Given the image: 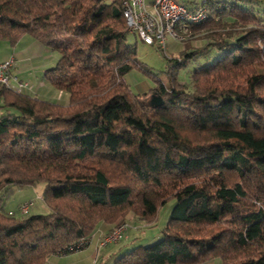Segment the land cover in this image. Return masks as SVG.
<instances>
[{
    "label": "trees",
    "instance_id": "trees-1",
    "mask_svg": "<svg viewBox=\"0 0 264 264\" xmlns=\"http://www.w3.org/2000/svg\"><path fill=\"white\" fill-rule=\"evenodd\" d=\"M124 1L0 0V41L29 36L56 52L48 80L67 94L64 104L0 88V191L41 182L49 210L6 213L0 197V264L78 253L89 240L69 245L102 223L128 226V238L129 216L151 225L172 198L161 238L121 249L114 264H264L259 0H202L206 19L186 41L202 33L204 47L168 59V83L140 97L124 82L142 70L126 44ZM147 96L157 104L139 101Z\"/></svg>",
    "mask_w": 264,
    "mask_h": 264
},
{
    "label": "rangeland",
    "instance_id": "rangeland-1",
    "mask_svg": "<svg viewBox=\"0 0 264 264\" xmlns=\"http://www.w3.org/2000/svg\"><path fill=\"white\" fill-rule=\"evenodd\" d=\"M254 10L256 15L264 16V0H259L255 5ZM165 37V48L162 49L157 45H144L137 37V35L127 33L126 44L135 47V58L142 68V70H140L139 68L133 69L124 77V82L133 97H140L144 94H148L150 91L157 88L159 83H168L167 71L170 67L167 62L168 59L182 58L184 52L201 50V48L204 47L205 43V37L202 33L190 36L189 40L184 42H176L168 38L167 35ZM50 52L53 54L54 60L56 62L58 59V54L52 50H50ZM192 69V65L188 63L185 68L178 71L176 80L179 83H188V75L190 74ZM237 82L241 84L242 80H238ZM149 97L150 96H147L146 98L142 100L140 99L139 101L144 105H146V103L157 104L155 100L151 101ZM2 111L3 110L0 109V115L4 113ZM43 189L44 184L41 182L26 187H17L14 185H8L4 187L0 191V197L2 199V207L4 212H12L14 214H17L18 207L21 204L26 202H33L34 207L30 209V216L48 214L49 210L42 201ZM174 204L175 199L172 198L168 200L164 205H162L158 209L154 223L151 225H146L142 222L137 221V219L133 218L132 216H129L125 220V222L134 228L129 229L125 233L128 238H122L114 244H117L116 246L118 247L120 246L122 250H130L139 245H147L149 243L158 241L161 238V231L165 227L169 219L170 212ZM108 225H113V228L108 234L101 238L100 245L103 240H105V238L109 236V234H111L116 230L117 227L120 226L119 221ZM98 228L99 225L96 227V229ZM95 231L96 230H94L91 235ZM114 261L115 260H112V262H107L106 264H114ZM100 262H102V260H100L99 263ZM209 262L212 261H208L207 264H211ZM214 263L220 264L219 260H215Z\"/></svg>",
    "mask_w": 264,
    "mask_h": 264
},
{
    "label": "built area",
    "instance_id": "built-area-1",
    "mask_svg": "<svg viewBox=\"0 0 264 264\" xmlns=\"http://www.w3.org/2000/svg\"><path fill=\"white\" fill-rule=\"evenodd\" d=\"M122 16L128 33L137 35L144 45H157L162 49L165 48L166 35L176 42H184L188 38V27L206 19L202 7L188 10L176 0H150L149 3L146 0H125ZM11 68V59L0 63V88L3 87L15 93L30 89L28 83L20 82L10 75ZM32 207L33 202L23 203L19 207V212L25 215ZM127 227L126 225L117 227L101 245L105 246L121 240ZM93 236L94 233L88 239H80L74 245H69L68 250L80 251L89 244Z\"/></svg>",
    "mask_w": 264,
    "mask_h": 264
},
{
    "label": "crops",
    "instance_id": "crops-1",
    "mask_svg": "<svg viewBox=\"0 0 264 264\" xmlns=\"http://www.w3.org/2000/svg\"><path fill=\"white\" fill-rule=\"evenodd\" d=\"M201 1L177 0L179 4L188 9L200 6ZM146 2L149 3L150 0H146ZM10 59L12 60L10 75L30 86V89L22 91L23 94L46 101L64 104L67 102V94L57 91L48 80L47 71L53 68L56 63L49 49L29 36H23L13 46H10L6 41H0V63ZM112 228L113 225L100 224L86 249L63 256L52 255L47 264H98L100 260L102 262L99 264L112 262L116 254H119L121 247L116 246L117 244L100 245L101 238L108 234ZM209 263L215 264L214 261Z\"/></svg>",
    "mask_w": 264,
    "mask_h": 264
},
{
    "label": "water",
    "instance_id": "water-1",
    "mask_svg": "<svg viewBox=\"0 0 264 264\" xmlns=\"http://www.w3.org/2000/svg\"><path fill=\"white\" fill-rule=\"evenodd\" d=\"M152 100H155V102H158V100H157V98L155 96H152L151 101ZM150 105H153V104H150Z\"/></svg>",
    "mask_w": 264,
    "mask_h": 264
}]
</instances>
